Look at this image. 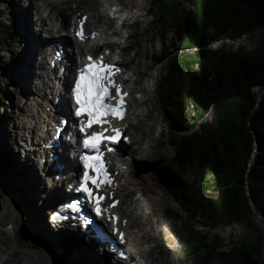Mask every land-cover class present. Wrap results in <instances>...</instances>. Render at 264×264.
Segmentation results:
<instances>
[{
    "label": "trees",
    "instance_id": "1",
    "mask_svg": "<svg viewBox=\"0 0 264 264\" xmlns=\"http://www.w3.org/2000/svg\"><path fill=\"white\" fill-rule=\"evenodd\" d=\"M149 3L147 14L157 32L171 33L172 48L179 51L172 58L163 85L171 90L180 84L173 94L174 99H180L181 113L177 120L180 124L188 123L180 132H190L196 119L202 121L200 128L184 136L181 142L171 141L176 149L175 161L181 170L191 165L201 169L196 185L171 184L175 196L200 216L211 218L218 228L247 219L252 232L256 224L248 215L255 214L248 201L247 188L256 209L264 217V93L252 116L251 126L248 118L257 105V87L264 85V50L255 47L246 52L243 48L211 45L263 30L264 0H149ZM233 43L234 40L222 44ZM168 55L169 52L163 50L159 59ZM10 65H14L13 62L0 59V68ZM7 93L6 87L0 88V121ZM9 148V144L7 148L0 145V179L10 177L9 172L15 165H22L23 173L18 171V175L26 176V185L32 187L30 182L33 181L26 175L29 169L19 154ZM38 188L32 189L33 196L29 193L35 202ZM209 190L216 194L212 199L207 194ZM1 192L0 187V211ZM31 197H27L30 200L26 204L36 207ZM156 208L162 209L159 205ZM43 223L51 227L48 217ZM181 227L186 240L195 247L199 264H210L209 259L217 258L216 245L208 244L204 234L183 224ZM263 243L264 233L260 231L255 249L243 241L223 255L232 264H264V259L260 260L264 253Z\"/></svg>",
    "mask_w": 264,
    "mask_h": 264
},
{
    "label": "rangeland",
    "instance_id": "2",
    "mask_svg": "<svg viewBox=\"0 0 264 264\" xmlns=\"http://www.w3.org/2000/svg\"><path fill=\"white\" fill-rule=\"evenodd\" d=\"M66 1L67 0H56V2H59L67 9V12H70L69 14L71 16L70 24L68 19V24L66 23L67 25L63 28L62 32L65 34L69 33L73 36V25L76 23V17L80 16L83 11H88L92 14L91 12L96 10L97 6L91 0H74L73 6L66 4ZM40 3H42L41 0H0V59L5 58L6 61L11 59V62L14 64L10 65L8 68L9 73L5 74L3 78H1L2 81H0V88L6 87L8 89V93L4 95L5 107L1 109L3 111V120L0 121V145H4V147L7 148L9 144V147L13 149L14 153L19 154L20 160L23 164H26L25 166L29 169L26 175L33 181V183L30 182L32 187L27 186L24 181L26 176L24 178L23 175H18L20 174L18 171L23 173V170L20 169L23 168L22 165L21 167L15 165V168L9 172V174H11L10 177H5L6 179L2 180L0 179V187L2 188L1 193L3 194L0 222L7 223L15 216V200L19 202L20 206L18 209L20 221L17 233L13 234L7 232L6 234V232H0V264L8 260H11L8 264H19L21 261L24 262L22 259L23 254H18L17 256H12V254H10L11 247L19 250L21 253L26 252L32 254L33 258L38 260L43 257L40 258L41 256L35 254L36 250L40 252L39 248H43L49 255H54L52 260L45 257L43 258V261L45 260L48 264H80L82 262V264H114V259L110 257V254L101 253L96 246L88 242L83 244L80 240V238H83V234L80 233V235L74 231L63 232V230L55 228V225H53L50 220L52 211L45 210V208L51 205L49 198H46L42 192V189H44L46 185V179L42 176L41 172L36 173V165L38 162H36L35 157L32 160L27 159L24 153V151H26L24 149V135L18 127L22 122L21 113L25 112L24 109L26 110L29 104L26 106L23 102V100L26 99L25 91L27 89L17 80L19 78V70L24 64L22 51L28 39V34L22 22L24 19L27 21V26L30 27L31 32L33 30L32 28H39L41 11L38 9ZM139 3L141 5L140 10L134 12L135 7L137 4L139 5ZM110 8L113 9L114 7L111 6ZM131 8L127 11H123L121 13L122 16L115 20L113 25L107 28L110 27L116 31H123V29L119 30L121 26L126 28L131 27L128 31L133 32L137 36L129 43L124 44L125 46L129 45L131 47L128 50L131 54L130 57H137L140 59L142 55L141 52L144 49H146L148 55H155L154 61H150L149 64L153 67V73L157 74L160 78V81L158 78L160 83L158 82L159 84L157 85L154 81V83L151 84L150 93L144 95L137 94V96L138 99H142L144 102L142 106L149 105L151 108L156 107L159 109L158 115H164L167 119V122L161 124L148 120L145 123L146 125L149 127H156L153 137H149L147 140L143 141V144L140 146L125 145L127 149L133 148V150L136 149L141 152L143 148L149 144V141H152L150 144H153L155 139L162 137V140L156 145V152H158V154L156 157L153 156L158 158L156 159L157 161L153 164L150 163V159L142 161L147 167H155L151 169L148 168L149 170H144L145 172H141L142 170L137 171L140 179H144L147 182L146 179L149 178L153 181L152 184L156 182V185H153L151 189L152 192L154 191L153 194L155 195L153 197L155 199L153 204L155 207H150L147 202L146 206L141 211L142 217H146L147 220V224L144 225L145 229L152 231L153 234L152 243H154L155 248L152 257L155 264H199V257L195 256L194 245L190 244L183 234L184 229L181 227L183 224L200 234H204V236L208 238V244L216 245L217 258L209 259L208 262L210 264H232L229 259L224 257V252H228L240 245L243 241L246 242V246L255 249L259 241V233L260 231H264V219H261V225L255 216L252 215L251 217L248 215L250 217L249 220H254L256 224H254L256 229L252 232L247 219L236 224H225L218 228L211 218L200 216L190 207L184 206L183 202L178 200L177 196H175L176 192L173 190L174 188L171 187V184L179 182L192 184V186H194L198 183L199 171L201 169L196 165H191L187 170H181L175 161L174 155L176 154V149L173 145L171 146V141L175 139L178 140L177 142H181L184 136L190 134L191 131L198 130L202 121L201 119H196L194 121L195 125L190 129V132H180L181 129L188 126V123L180 124L177 120V115L181 113L179 108L180 99H174L173 94H176L175 92L180 88V84L174 85L171 90H168L166 86L163 85L164 78L168 77L173 56L179 54V51L172 48L174 38L171 33L159 34L157 32L151 18L147 14L150 9L149 0H131ZM62 10L61 8L60 11ZM127 12H133V17L127 14ZM19 25L24 30V33L19 29ZM145 29L148 30L149 35H153L151 43L148 42L149 35H145ZM13 32H15V36ZM125 32L127 31L124 30L123 33ZM58 37L57 35H48L44 32L39 33L40 40ZM226 40H234L237 43L230 45L221 44L220 46L215 44L211 45V47L221 48L224 46V48L238 50L243 48L246 52L253 51L255 47H258L259 50H264V29L252 35ZM163 50L169 52V55L163 59H159L163 54ZM154 84H156V86ZM159 90L162 93H159ZM169 103L171 105L173 104V106L169 105ZM134 123H137V127L141 125L136 120H134ZM133 135L134 131L130 130V136L132 138ZM149 149L150 147H147L148 151ZM136 170L138 169L136 168ZM5 183H7L9 187L7 184L5 185ZM35 187H39L36 195L38 198L36 202L35 199L31 197L34 193L32 189ZM62 188L63 187H60L58 190ZM61 191H63V189ZM207 194L210 196L209 199H212L216 195L212 190L207 191ZM27 197L32 198L33 205H36V207L27 205L30 200ZM150 201L153 202L151 199ZM6 205L8 210L6 209ZM157 205L161 206L162 209L160 211L156 210ZM47 217L49 219V225L51 226L50 228L52 229L48 228L43 223V220H46ZM262 249L264 252L263 247ZM61 256L65 257L64 259L66 260L61 259ZM55 259L57 261L56 263ZM262 259H264V253L260 257V260ZM24 263L36 264L26 261Z\"/></svg>",
    "mask_w": 264,
    "mask_h": 264
},
{
    "label": "bare ground",
    "instance_id": "3",
    "mask_svg": "<svg viewBox=\"0 0 264 264\" xmlns=\"http://www.w3.org/2000/svg\"><path fill=\"white\" fill-rule=\"evenodd\" d=\"M96 6V10L91 12L90 14L88 11L84 12L76 17V21L79 18H83V16H87L89 21L88 29L90 30V37L88 44L93 50L95 48V45H98L100 42H104L106 40H109V38H115V35L118 33L122 34L121 38L122 39H127L124 44L129 43L135 36L133 32H129L130 28H126L124 26H121V30L123 31H116L113 28H107L110 25H113L114 21L119 19L122 15L121 13L123 11H127L128 9L131 8V0H91ZM42 3H40L39 6V11H41L40 17H39V28L34 29L32 28V32L29 26H27V21L24 19L22 22L23 27L25 28V31L28 34V39L26 41V45L22 51V58L24 61V64L21 66V69L19 70V78L17 79L20 84H23V86L27 89L25 92L26 99L23 100L24 104L27 106L26 110L24 109L25 112L21 113L22 116V122L19 125V129L23 133V138H24V143L26 144V158L32 160L35 157L36 160V154H37V148L34 145L33 138L31 135V128H30V123L32 122V118L34 116L35 111L39 108L40 106V101L38 99L34 100L33 103H30L29 101L32 99V97L38 96V90L40 91V76L42 74L38 73L36 69H38V66H40V59L42 55L45 52V49L48 48L50 49L51 47H54V49H59L60 47L64 48L67 50L66 53V59L63 60L62 64L66 65V71L64 73V78H65V86L69 81H71V77L74 73V69L80 65V60L81 57L84 56L85 49H88L89 46H84L83 44L78 43L75 39V35L72 36L69 33L65 34L62 32L63 28L66 27L68 24V19H69V24H70V12H67V9L63 7L59 2H56V0H41ZM66 4H70V6L74 4V0H67ZM114 7L113 9L110 7ZM134 6V5H133ZM132 6V7H133ZM140 3L139 5L135 7V11L140 10ZM61 8L63 9L62 11ZM132 9V8H131ZM131 17H133V12L129 13L127 12ZM73 15V14H72ZM22 18V17H21ZM21 23V22H20ZM67 23V24H66ZM133 26V25H132ZM107 28V29H106ZM19 29L21 30L22 33H24V30L22 27L19 25ZM106 29V30H105ZM124 30L127 32L123 33ZM146 30V29H145ZM44 32L47 33L48 35H57L59 36L58 38H49L46 40H40L39 39V33ZM145 35H149L148 30L145 31ZM149 43H151L153 39V35H149ZM239 41V40H238ZM240 42V41H239ZM93 43V45H91ZM224 43L228 44L229 41L223 40L221 42H216L213 43L212 45L218 44L219 46ZM237 43L234 41V44ZM52 44V45H50ZM122 45V41L118 43H110V46L107 48H115V50L120 49L121 50V63L124 67V72L122 76H120V81L122 82L121 84L124 86L125 90L131 93L130 97V111H129V118L125 123V127L127 129V135L130 136V130L134 131L133 135V142L131 146H140L143 144V141L147 140L149 137H153V133L156 130V127H149L145 123L148 120H151L154 123H164L167 122V119L165 118L164 115H158L159 109L156 107L151 108L149 105H144V102L142 99H138V95H144L150 93V87L152 86L151 84L155 83L158 85L160 82V78L158 77L157 74L153 73V67L149 64L150 61H154V56L153 55H148L146 53V49H144L141 53L142 55L140 56L141 58L137 57H130V52L128 51L131 47L129 45L125 46ZM109 45V44H107ZM106 48V49H107ZM140 55V54H139ZM138 55V56H139ZM142 59V60H141ZM158 59V58H157ZM164 68V67H162ZM152 71V72H151ZM18 76V75H17ZM16 78V76H15ZM159 78V81H158ZM159 82V83H158ZM156 84H154L156 86ZM53 87L55 84L52 82ZM36 90V91H35ZM258 91V89H257ZM67 104H69V100ZM148 104V103H147ZM136 120L138 123L141 125L137 127V123H134L133 120ZM138 130V131H137ZM137 135V136H136ZM162 140V137L159 139H155L153 144H150L151 142L149 141V144L143 148V150L140 152L136 149L133 150L127 149L124 146V149H121L125 154L124 156H120L121 161H127L126 155L131 156V161L133 165L135 166V170H132V178H133V186L135 187V193L139 194L137 197H133V200H126L128 203V209L132 208L134 205V210L138 212V217L132 218L133 222V227H136L140 233L143 234V238L147 241L148 244H150L151 248L148 254V257L152 260V262L155 264L154 259L152 255L154 254V243H152V231L145 229L144 225L147 224L146 217H142L141 211L143 208L146 206L147 202L150 206L153 205L151 203V200H155L153 197L155 196L152 192L153 185H156L153 183L152 180L149 178L146 179L147 182L144 179L139 178V174L137 171L144 170L147 171L148 168H154L155 166H146V164L142 163L143 160L145 159H150V163H155L158 158H155L158 152H156L157 146L159 142ZM123 146V145H122ZM147 147H150L149 151L147 150ZM162 154V153H160ZM33 156V157H32ZM155 156V157H153ZM159 156V155H158ZM162 156V155H161ZM140 157V158H139ZM38 164L39 161L37 160ZM148 163V162H147ZM26 165V164H25ZM148 165V164H147ZM139 166V167H138ZM136 168L138 170H136ZM36 173H39L41 170L38 168L36 165ZM149 170V169H148ZM145 172V171H144ZM147 174V173H146ZM143 175V174H142ZM41 176V174H40ZM25 178V176H24ZM146 178V177H145ZM140 179V180H139ZM142 180V181H141ZM151 187H150V186ZM56 186V187H54ZM60 187H63V191L58 190ZM42 189V188H41ZM43 195L46 198H49L51 205L50 207L48 206L45 208V210L52 211L53 208L56 207L57 203L60 201L62 203V199H65L67 196L70 197L69 194H71L70 189H65L64 186L62 185H55L53 183L52 186L49 184L45 185V188L42 189ZM10 196V195H9ZM128 197V196H127ZM60 198V199H58ZM15 200V216L11 219L9 222H0V232L4 233H17L18 227H19V221H20V216H19V202ZM7 207V205H6ZM8 210V207L6 208ZM259 220H261V217H259ZM55 228L59 230L64 231H74L77 232V234L81 233L83 234V238H80L81 242L85 244V242H88L92 244L93 246H96L97 249L101 251V253L105 254H110V257L114 259V264H130L129 262L124 261L118 256V252L114 253L111 246H109L107 243L102 242L100 239L93 238L92 236H95V234L89 232H84L80 228H77L75 226H72L67 223H57L55 224ZM9 229V230H8ZM80 234V235H81ZM73 235V234H72ZM87 236V237H86ZM80 237V236H79ZM78 237V238H79ZM134 240L136 239V236L134 235ZM118 239V238H115ZM85 240V241H84ZM140 246V243H138ZM32 247V246H31ZM30 247V248H31ZM40 252L36 250L35 254H38L41 256L40 258H47L51 259L54 257L53 254H48V252L44 251L43 248H39ZM54 253V252H51ZM136 252L134 251V254ZM12 256H17L18 254L22 255L23 254V260L24 262H33L36 264H48L45 260L43 261L42 259H34L32 254H28L26 252H20L19 250H16L11 247V253ZM55 254V253H54ZM53 255V256H52ZM9 258V254H8ZM65 257L61 256V259H64ZM9 261H4L2 264H8ZM13 262V260H12ZM24 262H20L19 264H26ZM55 259V263H56ZM83 263V262H82ZM80 263V264H82Z\"/></svg>",
    "mask_w": 264,
    "mask_h": 264
},
{
    "label": "snow or ice",
    "instance_id": "4",
    "mask_svg": "<svg viewBox=\"0 0 264 264\" xmlns=\"http://www.w3.org/2000/svg\"><path fill=\"white\" fill-rule=\"evenodd\" d=\"M86 19V18H85ZM84 21H81L80 31L77 33L84 39L83 32ZM89 64L85 65L79 72L78 79L74 84V96L79 108L76 110L75 115L80 116L87 114V121L81 122V131L86 132L88 128H91L94 124L104 125L110 123L106 118L111 116L116 119H123L124 117V97L127 93L122 92L120 86L115 82L113 76L115 72L119 71L114 65L105 63L104 57L98 58L88 57ZM111 89H115V95L112 94ZM115 101V103H112ZM107 129L97 133L92 132L91 136L84 140V147L91 149L97 153L96 157L92 159V164H85V168L91 167L93 171L97 172L96 177L89 175L87 171L83 174V180L77 191L85 194V198L94 202V211L97 215L101 214L100 204L105 199L104 196L99 195L98 191H94L93 188L88 186V182L91 181L95 189H99L104 184H110L111 180L108 179V173L106 172L103 161L101 159L103 153L100 151V144L105 141L116 142V136L120 135L119 129H113L116 136L108 137L104 133ZM111 151V149H108ZM88 157H85L87 161ZM115 207V202L111 205ZM69 208L79 207V201L75 204L67 205ZM61 214L57 213L56 218H59ZM123 238V234H121Z\"/></svg>",
    "mask_w": 264,
    "mask_h": 264
},
{
    "label": "water",
    "instance_id": "5",
    "mask_svg": "<svg viewBox=\"0 0 264 264\" xmlns=\"http://www.w3.org/2000/svg\"><path fill=\"white\" fill-rule=\"evenodd\" d=\"M257 89H258V91L256 92V97H257V105H256V107H255V109H254V111H253V113L249 116V118H248V122H249V124H250V126H251V119H252V116L255 114V111H256V109L260 106V101H262V95H263V93H264V85L263 86H260V87H257ZM250 132L254 135V137L256 138V135L254 134V131H253V129L251 128L250 129ZM255 150L257 151V140H256V144H255ZM247 194H248V197H249V203H250V206H251V208H252V210H253V212H254V216H255V218L260 222V224L262 225V223H261V220H259V217H261V219H264V217L263 216H261V213L256 209V207H255V205H254V203H253V199H252V197L250 196V193H249V190H248V188H247ZM263 233H264V231H263ZM263 248H264V243H263Z\"/></svg>",
    "mask_w": 264,
    "mask_h": 264
}]
</instances>
